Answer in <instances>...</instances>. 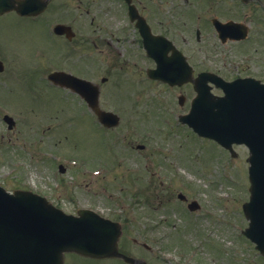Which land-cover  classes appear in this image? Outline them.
<instances>
[{
	"label": "rangeland",
	"instance_id": "rangeland-1",
	"mask_svg": "<svg viewBox=\"0 0 264 264\" xmlns=\"http://www.w3.org/2000/svg\"><path fill=\"white\" fill-rule=\"evenodd\" d=\"M259 12L261 18H254L251 33L258 35L257 40L254 43L250 36L246 46L221 44L212 26H206L209 35L196 42V25H177L191 39L177 42L194 72L211 70L226 79L253 74L264 80V13ZM20 36L24 50L33 51L35 39L28 38L27 24L18 25L13 17L0 19V47L18 45ZM249 43L254 44L249 47ZM88 55L85 75L96 78L102 70L95 65L96 54ZM135 61L138 65L131 62L124 69L111 68L113 76L102 86L101 107L120 116L119 124L111 129L102 127L87 106L66 92L42 88L37 93L35 87L25 88L24 78L30 72L24 69L10 79L21 76L23 81L8 84L4 95L0 84V110H8L16 122L8 129L0 112V184L9 191L46 188L71 213L89 207L122 222L121 251L140 256L148 264H264L241 233L248 223L242 212L249 196L246 148L234 146L231 155L213 141L200 139L177 118L189 108L194 95L191 86L173 88L147 80L140 67L150 65L148 60L138 56ZM11 74H0V82ZM180 94L186 96L181 105ZM48 121L53 125L50 134H40L37 143L51 146L55 162L30 148L36 130ZM136 144L145 147L138 150ZM60 163L64 172L58 170ZM82 164L107 171L87 177L79 168ZM161 182L169 189L164 200L146 199L147 193L160 191ZM177 192L196 199L202 207L189 211L176 199ZM149 220L162 225L147 233L144 225ZM133 239L145 242L151 250L136 246ZM71 254V264H126Z\"/></svg>",
	"mask_w": 264,
	"mask_h": 264
},
{
	"label": "flooded vegetation",
	"instance_id": "flooded-vegetation-1",
	"mask_svg": "<svg viewBox=\"0 0 264 264\" xmlns=\"http://www.w3.org/2000/svg\"><path fill=\"white\" fill-rule=\"evenodd\" d=\"M231 1L1 0L0 4L4 10L0 13V19L3 17H13L16 24L20 25V22H22V24H27V30L29 32L28 38L30 40L35 39L34 47L32 48L33 51L24 50L22 46V36H20L18 45L10 43L9 45L0 47V60L3 63V70L0 74L5 71L13 73L5 77V81L0 82V84H3L2 94H5L4 88H7L8 84L19 83L20 80L23 81L21 76L17 77L18 79H15V81H10V79L14 73L24 69V71L30 72L27 73L24 78L28 86L25 88L30 89L31 87H35L37 93L43 92L38 91L42 90V88H48L52 92H57L58 94L60 91L62 93L66 92L70 94L72 99L86 105V101L81 98L78 93L62 85L64 80L68 81L71 79L67 74L91 81L98 86L100 100L103 84L109 82L113 76V72H110V69H114L115 67L124 69L129 67L131 62L133 65H138L135 61V58L138 56L146 58L150 64L140 67V71L144 73L143 76L146 79L148 78L150 81L159 85L169 86L159 80L151 79L147 75V70L153 67L154 64L145 50L143 30L148 27L152 35L163 36L171 40L174 46L181 51L180 42H177V40L188 42L191 39L189 34L183 33L182 27H178L177 25L187 23L196 25L194 30L196 42L203 40V36L209 35V33H205L206 26H212V33L218 38L221 44L241 43L246 46L253 30L252 23L254 22V18H261L259 10L264 13V1L235 0L232 1L233 3ZM7 4L11 5L9 9L5 8ZM232 4H234V6H232ZM16 6L20 7V9L17 10ZM216 21L221 23H239L241 30L230 29V35L223 41L216 31L214 25ZM244 33H246L244 39L233 40L230 38V36L242 35ZM257 37V34H253L251 40L255 43ZM149 42L152 43L156 50L160 51L162 55H171V51L167 52L166 45H164L162 38H155ZM254 43H249V47ZM90 53L96 54L94 61L95 65L102 70L96 78L87 77L85 75L87 71L85 68L87 66L85 59ZM98 58L99 64L96 62ZM103 69L106 70L105 74ZM198 72L199 71L194 72V75ZM53 73H59L58 79L50 78ZM116 76L118 79V75ZM242 76H252L264 81L262 78L254 76L253 74ZM185 85L192 86L191 83H186L181 86L170 87L182 88ZM37 102L38 96H36L34 100V103ZM52 126L51 121L39 126V130H36L34 134L36 139L32 142L30 148L33 147L31 148L32 151L38 152L44 159L54 161V157L50 155L51 146L41 143L40 141L37 143L38 136L40 134L42 136L49 135V130L52 129ZM200 139L204 140V138L201 137ZM44 147L47 148L45 149ZM144 147L143 145L138 150L144 149ZM224 152L227 151L224 150ZM229 154L231 153L229 152ZM81 167L83 168V173L87 177L88 173L91 178L103 174L99 165L90 168L88 165L82 164L79 168ZM65 170L66 168L63 166V172ZM94 171L99 173H94ZM44 190L49 189H32L33 192L45 197L55 207L66 213H71L67 211L66 207H61V205L58 204L56 200L57 197L51 191L46 192ZM159 190L160 191L156 193H147L146 199L154 198L162 202L165 198V194L169 192V189L166 191L164 189V183L161 182ZM182 193L183 194L177 192L176 199H178L182 205H186L187 209L189 202L192 200L197 203V207L194 211L202 207L196 199L190 198L189 200L188 196H186L184 192ZM120 223L123 228V223ZM160 225H162L160 221L149 220L144 225V230L147 233H151ZM133 242L137 244L136 246L151 250V247L145 242H139L135 239H133ZM258 257L261 259L264 258V256L259 254ZM135 258L142 259L140 256H135ZM112 260L121 262V259L118 258H113ZM144 262L148 264L147 260H144ZM63 264H71L69 253L64 255Z\"/></svg>",
	"mask_w": 264,
	"mask_h": 264
},
{
	"label": "water",
	"instance_id": "water-1",
	"mask_svg": "<svg viewBox=\"0 0 264 264\" xmlns=\"http://www.w3.org/2000/svg\"><path fill=\"white\" fill-rule=\"evenodd\" d=\"M2 10L0 4V12ZM230 25L216 24L222 39L230 35ZM243 35L230 37L242 38ZM143 36L156 62V67L148 71L150 77L171 85L188 81L194 84L196 96L180 121L226 148L232 143L247 146L250 196L243 204V212L249 226L243 232L264 254V83L252 78L226 82L209 72H201L192 79L185 57L169 41L164 39L167 50L171 48L173 53L166 58L148 45L155 37L148 27L143 30ZM208 82L220 87L224 95H213ZM67 85L83 95L102 124L109 127L118 124L117 114L98 107V90L91 87V83L78 79ZM6 120L11 127L13 120L7 116ZM120 234L118 222L95 212L82 209L77 215L65 214L30 191L9 193L0 186V264H63L65 252L94 258L120 257L129 263L144 264L118 251Z\"/></svg>",
	"mask_w": 264,
	"mask_h": 264
}]
</instances>
